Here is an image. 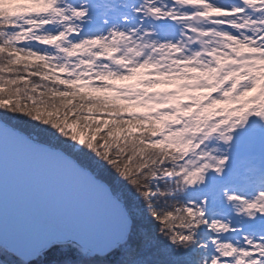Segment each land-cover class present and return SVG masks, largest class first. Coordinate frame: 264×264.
Wrapping results in <instances>:
<instances>
[{"label": "snow or ice", "instance_id": "snow-or-ice-1", "mask_svg": "<svg viewBox=\"0 0 264 264\" xmlns=\"http://www.w3.org/2000/svg\"><path fill=\"white\" fill-rule=\"evenodd\" d=\"M5 135L88 197L0 264H264V0H0Z\"/></svg>", "mask_w": 264, "mask_h": 264}, {"label": "water", "instance_id": "water-1", "mask_svg": "<svg viewBox=\"0 0 264 264\" xmlns=\"http://www.w3.org/2000/svg\"><path fill=\"white\" fill-rule=\"evenodd\" d=\"M88 190L54 158L0 136V223L7 229L47 213L86 212Z\"/></svg>", "mask_w": 264, "mask_h": 264}, {"label": "trees", "instance_id": "trees-1", "mask_svg": "<svg viewBox=\"0 0 264 264\" xmlns=\"http://www.w3.org/2000/svg\"><path fill=\"white\" fill-rule=\"evenodd\" d=\"M114 175V174H113Z\"/></svg>", "mask_w": 264, "mask_h": 264}]
</instances>
